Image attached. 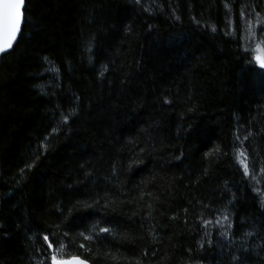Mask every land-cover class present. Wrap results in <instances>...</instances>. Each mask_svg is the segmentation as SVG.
Listing matches in <instances>:
<instances>
[{
  "label": "trees",
  "instance_id": "obj_1",
  "mask_svg": "<svg viewBox=\"0 0 264 264\" xmlns=\"http://www.w3.org/2000/svg\"><path fill=\"white\" fill-rule=\"evenodd\" d=\"M26 6L0 63V264H264V0Z\"/></svg>",
  "mask_w": 264,
  "mask_h": 264
},
{
  "label": "snow or ice",
  "instance_id": "obj_2",
  "mask_svg": "<svg viewBox=\"0 0 264 264\" xmlns=\"http://www.w3.org/2000/svg\"><path fill=\"white\" fill-rule=\"evenodd\" d=\"M26 12V0H0V53H6L9 49H13L14 42L17 41L18 34L22 31V26L26 25ZM256 61L259 63L260 68H264V59L257 56ZM247 171L248 169L245 167V172L247 173ZM102 231L106 232L108 230L102 229ZM43 240L47 241L48 236H44ZM51 246L49 244V247ZM51 259L52 264H72V261L57 260L55 255ZM73 259L76 264H87L86 261L79 258Z\"/></svg>",
  "mask_w": 264,
  "mask_h": 264
},
{
  "label": "water",
  "instance_id": "obj_3",
  "mask_svg": "<svg viewBox=\"0 0 264 264\" xmlns=\"http://www.w3.org/2000/svg\"><path fill=\"white\" fill-rule=\"evenodd\" d=\"M22 28H23V26H22ZM20 34H18L17 40H18ZM16 42H14V45H15ZM9 51H11V49H9L6 53H0V63H1L2 56L5 55V54H7ZM73 258H79L80 260L86 261L85 259H83L81 257H78V256H74V257H71V258H64V259L57 258V260H60V261H72V264H76V261ZM86 262H87V264H91L88 261H86Z\"/></svg>",
  "mask_w": 264,
  "mask_h": 264
},
{
  "label": "rangeland",
  "instance_id": "obj_4",
  "mask_svg": "<svg viewBox=\"0 0 264 264\" xmlns=\"http://www.w3.org/2000/svg\"><path fill=\"white\" fill-rule=\"evenodd\" d=\"M259 55H260L261 58H264V51L261 50Z\"/></svg>",
  "mask_w": 264,
  "mask_h": 264
},
{
  "label": "bare ground",
  "instance_id": "obj_5",
  "mask_svg": "<svg viewBox=\"0 0 264 264\" xmlns=\"http://www.w3.org/2000/svg\"><path fill=\"white\" fill-rule=\"evenodd\" d=\"M10 52V51H9Z\"/></svg>",
  "mask_w": 264,
  "mask_h": 264
}]
</instances>
